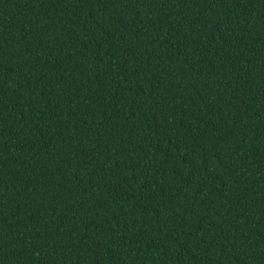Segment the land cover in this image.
I'll use <instances>...</instances> for the list:
<instances>
[{
    "label": "trees",
    "instance_id": "obj_1",
    "mask_svg": "<svg viewBox=\"0 0 264 264\" xmlns=\"http://www.w3.org/2000/svg\"><path fill=\"white\" fill-rule=\"evenodd\" d=\"M0 264H264V0H0Z\"/></svg>",
    "mask_w": 264,
    "mask_h": 264
}]
</instances>
